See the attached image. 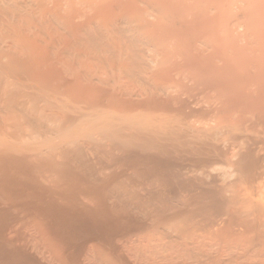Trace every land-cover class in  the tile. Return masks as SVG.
<instances>
[{
  "label": "bare ground",
  "instance_id": "obj_1",
  "mask_svg": "<svg viewBox=\"0 0 264 264\" xmlns=\"http://www.w3.org/2000/svg\"><path fill=\"white\" fill-rule=\"evenodd\" d=\"M0 264H264V0H0Z\"/></svg>",
  "mask_w": 264,
  "mask_h": 264
}]
</instances>
